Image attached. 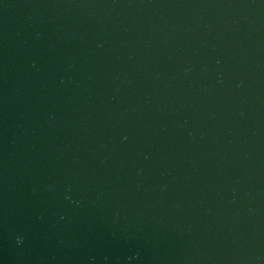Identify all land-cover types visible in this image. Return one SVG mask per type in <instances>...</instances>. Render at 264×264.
<instances>
[{"label": "clouds", "instance_id": "obj_1", "mask_svg": "<svg viewBox=\"0 0 264 264\" xmlns=\"http://www.w3.org/2000/svg\"><path fill=\"white\" fill-rule=\"evenodd\" d=\"M19 239V238H18Z\"/></svg>", "mask_w": 264, "mask_h": 264}]
</instances>
